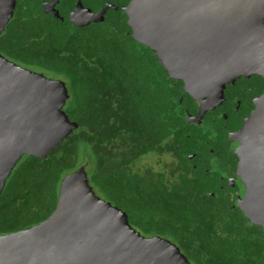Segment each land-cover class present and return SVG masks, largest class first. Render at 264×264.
Instances as JSON below:
<instances>
[{
  "label": "trees",
  "instance_id": "trees-1",
  "mask_svg": "<svg viewBox=\"0 0 264 264\" xmlns=\"http://www.w3.org/2000/svg\"><path fill=\"white\" fill-rule=\"evenodd\" d=\"M127 20L115 29H78L32 2L15 10L0 53L64 80L70 91L64 110L79 129L47 159L27 155L18 163L0 196V235L46 221L64 178L86 165L99 197L127 212L146 237L171 240L192 264H264V228L231 209L227 198L214 197L206 178L215 173L202 168L201 177L193 176L190 157L206 140L204 126L189 122L192 100L182 82L172 86L155 52L132 38Z\"/></svg>",
  "mask_w": 264,
  "mask_h": 264
},
{
  "label": "water",
  "instance_id": "water-1",
  "mask_svg": "<svg viewBox=\"0 0 264 264\" xmlns=\"http://www.w3.org/2000/svg\"><path fill=\"white\" fill-rule=\"evenodd\" d=\"M17 1L0 0V37ZM122 10L132 38L155 52L169 78L182 81L199 103V114L189 122L200 123L221 105L227 85L237 79L264 78V0H130ZM105 12L92 14V20L103 22ZM69 99L64 80L0 53V196L24 156L47 159L79 129L64 110ZM254 106L231 138L244 193L239 206L264 228V93ZM0 264L192 263L171 240L146 237L127 212L99 197L84 165L64 178L57 208L46 221L0 235Z\"/></svg>",
  "mask_w": 264,
  "mask_h": 264
},
{
  "label": "flooded vegetation",
  "instance_id": "flooded-vegetation-1",
  "mask_svg": "<svg viewBox=\"0 0 264 264\" xmlns=\"http://www.w3.org/2000/svg\"><path fill=\"white\" fill-rule=\"evenodd\" d=\"M124 1L125 0H18L16 9H20L22 4L27 7L30 2H32L38 12L55 21L70 23L78 29L97 25H104L109 29L112 26L115 29L116 25L123 26L125 22V13L122 10V7L125 6ZM105 8L104 21L101 22V20H99L100 22L98 23L93 21L92 14L101 13ZM55 12H58L60 18H55ZM71 18H73V20L76 19L78 24L70 22ZM97 19L100 18L97 17ZM85 23L89 24L84 25ZM175 82L176 83H172L173 87L178 86V83L182 81ZM182 90L183 93L187 94L184 91L183 82ZM260 90L262 91L258 95ZM263 93V77L254 74L250 77L239 78L234 84L227 85L225 100L221 105L217 106L215 110H209L200 123L195 121L191 122L198 127L204 126L201 133L206 139L204 142H200L199 145H197L198 152L194 153L192 157H190L191 159L189 158L195 169L193 176L195 178L201 177L202 168L207 174L215 173L206 178L207 186L213 190L214 197H220V200H222V196L223 198H227V202H229L228 204L231 209H240L239 204L244 199L242 185H240L238 180L239 161L235 165L233 160L234 154H237L234 150L235 147L231 135L238 132L243 127L246 119L254 111V100L259 98ZM189 97L192 103L190 109L188 108V120L190 116H197L200 112L199 103L191 96ZM180 101L183 102V99L181 98ZM191 108L194 109V112H192ZM235 167L236 171L233 172Z\"/></svg>",
  "mask_w": 264,
  "mask_h": 264
},
{
  "label": "rangeland",
  "instance_id": "rangeland-1",
  "mask_svg": "<svg viewBox=\"0 0 264 264\" xmlns=\"http://www.w3.org/2000/svg\"><path fill=\"white\" fill-rule=\"evenodd\" d=\"M90 172V171H89Z\"/></svg>",
  "mask_w": 264,
  "mask_h": 264
}]
</instances>
